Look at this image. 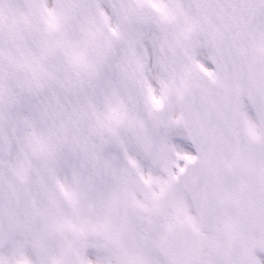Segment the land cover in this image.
I'll use <instances>...</instances> for the list:
<instances>
[{"label": "snow or ice", "instance_id": "1", "mask_svg": "<svg viewBox=\"0 0 264 264\" xmlns=\"http://www.w3.org/2000/svg\"><path fill=\"white\" fill-rule=\"evenodd\" d=\"M0 264H264V0H0Z\"/></svg>", "mask_w": 264, "mask_h": 264}]
</instances>
